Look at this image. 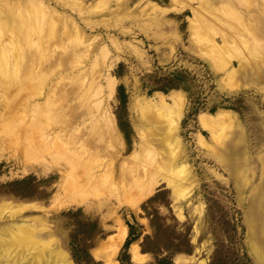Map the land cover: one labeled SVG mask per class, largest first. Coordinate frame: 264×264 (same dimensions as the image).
I'll use <instances>...</instances> for the list:
<instances>
[{"label": "rangeland", "instance_id": "obj_1", "mask_svg": "<svg viewBox=\"0 0 264 264\" xmlns=\"http://www.w3.org/2000/svg\"><path fill=\"white\" fill-rule=\"evenodd\" d=\"M3 1L8 2L0 0V11L12 12ZM41 1L48 10L43 21L37 15L32 20L35 13L25 6L28 13L18 15L24 21L13 23L15 34L0 26V58L7 59L0 62V203L36 206L12 217L7 210L1 214V226L21 223L30 228L24 231L30 237L21 234L27 249L2 252L0 264H74L66 247L74 226L65 216L68 210L79 211L78 219H95L104 232L89 249L99 264H120L125 219L135 221L141 235L152 234L145 211L154 210L163 233L188 238L187 253L169 255L173 264H255L245 206L264 180V0H77L75 6L70 0ZM72 22L78 31L69 33ZM171 74L181 78V87L147 93ZM119 84L126 96L121 109L115 95ZM175 94L183 96L180 110L171 98ZM218 110L229 111L233 120L212 133L200 127V113ZM74 116L71 128L55 126ZM95 126L99 133L92 135ZM66 128L82 132L80 141L68 145L70 153L57 142L53 160L26 164L13 150L16 135L32 133L41 149ZM233 134L242 177L226 166L224 151ZM28 176L34 180L12 183ZM262 194L258 202L264 203ZM140 240L128 245L130 262L154 264L151 254L140 252ZM133 251L143 254L141 261L132 262Z\"/></svg>", "mask_w": 264, "mask_h": 264}, {"label": "bare ground", "instance_id": "obj_2", "mask_svg": "<svg viewBox=\"0 0 264 264\" xmlns=\"http://www.w3.org/2000/svg\"><path fill=\"white\" fill-rule=\"evenodd\" d=\"M8 2H6V1H3V3H7V5H8V8H10V10L12 11V12H10V13H8L7 11V13L5 12V11H0V26L1 27H3L4 29H5V31H7V33L9 32V34H10V31H14V26H13V23H14V21L16 22L17 21V23L20 21H24V19L25 18H23V17H19L18 15H19V13H22L23 15L24 14H26V8H25V6H31V10H29L28 8V10L29 11H34V13H35V15L34 16H32V20L34 19V17H36V15H37V17H39V18H42L40 21H43V19H45V18H47V17H45V16H48L47 15V11L48 10H46V6L44 5V3L41 1V0H24L23 2L25 3V4H22L21 3V1L20 0H7ZM76 1L77 0H70L69 2L70 3H72L73 5H71V6H75L76 5ZM177 1V0H176ZM220 1V0H219ZM62 2V1H61ZM68 2V1H67ZM66 2V3H67ZM77 3H79V2H77ZM181 3V2H180ZM97 4L98 3H96V4H94V5H92V8H94V7H97ZM6 5V4H5ZM62 5V4H61ZM15 6V7H14ZM152 6V5H151ZM1 7V6H0ZM13 7V8H12ZM154 8H156L157 9V6H153ZM152 7V8H153ZM7 8V9H8ZM12 8V9H11ZM75 8V7H74ZM79 8V7H78ZM153 8V9H154ZM50 9V8H49ZM72 9V8H71ZM88 9V8H87ZM80 10V9H79ZM95 10H97V8L95 9ZM152 10V9H151ZM160 10V9H159ZM152 11H154V10H152ZM158 11V10H157ZM52 12V11H51ZM225 12V11H224ZM28 13V12H27ZM31 13H29V14H31ZM54 13V12H53ZM80 13L81 14H85V13H87V14H91V13H94V12H92V11H90V10H85V11H81L80 10ZM160 13V12H159ZM161 13H162V10H161ZM40 15V16H39ZM25 16V15H24ZM215 17V16H214ZM23 19V20H21V19ZM52 18V17H51ZM67 18V17H66ZM65 18V19H66ZM69 18V17H68ZM119 18H125V17H119ZM37 19V18H36ZM49 20V19H48ZM71 20V19H70ZM69 20V22L71 23V21ZM123 20V19H122ZM136 20V19H135ZM67 21V20H66ZM65 21V22H66ZM49 22L51 23H54V20L52 21V20H49ZM64 24V23H63ZM76 24V23H75ZM198 24H199V22H198ZM66 25V24H65ZM70 25V24H69ZM242 25V24H241ZM59 26V25H58ZM77 26V25H76ZM74 24H73V22H72V24H71V29L69 28V33L70 32H72V29L73 30H77L78 31V28L76 27ZM67 27V26H66ZM17 28V27H16ZM28 28V27H27ZM20 29V28H19ZM68 29V28H67ZM260 29V28H259ZM0 30H2V29H0ZM65 30V29H64ZM196 31V30H195ZM201 31V30H200ZM20 32V31H19ZM257 32H261V34H262V32L263 31H257ZM12 33V32H11ZM16 32L14 31V34H15ZM79 33V32H78ZM199 33V32H198ZM197 33V34H198ZM13 34V35H14ZM55 34V33H54ZM66 34V33H65ZM196 34V33H195ZM5 35V34H4ZM11 35V34H10ZM60 35V34H59ZM67 35V34H66ZM48 36H50V34L48 35ZM58 36V35H57ZM15 36H13V38H14ZM16 37H19V36H16ZM52 37V36H51ZM56 37V34H55V36L53 37V38H55ZM197 37V36H196ZM53 38H51V39H53ZM204 38V37H203ZM18 39V38H17ZM16 39V40H17ZM19 39H21V38H19ZM197 39V38H196ZM199 39V38H198ZM25 40V39H24ZM58 40V39H57ZM206 41V40H205ZM210 41V40H209ZM211 42V41H210ZM210 42H209V44H210ZM9 43V42H8ZM11 43V42H10ZM27 43V42H26ZM76 43V42H75ZM239 43V42H238ZM18 44V43H17ZM226 44V43H225ZM257 44V43H256ZM211 45H213L212 43H211ZM3 45H1V47H2ZM14 47H15V45H14ZM64 47V46H63ZM66 47V46H65ZM223 47V46H222ZM255 48V47H254ZM1 49V48H0ZM12 49V48H11ZM17 49V48H16ZM13 50V49H12ZM208 50V49H207ZM2 51V50H1ZM1 51H0V55H2V53H1ZM5 51V50H4ZM16 51V50H15ZM215 51H217V49L215 50ZM214 51V52H215ZM5 52H3V54H4ZM212 53V52H211ZM26 54V53H25ZM27 56V55H26ZM34 56V55H33ZM36 56V55H35ZM212 56V55H211ZM31 57V56H30ZM30 57H28V58H30ZM58 57V56H57ZM56 57V58H57ZM65 57V56H64ZM213 57V56H212ZM35 58V57H34ZM33 58V59H34ZM1 59V61L0 62H2L4 59H6L5 57L4 58H0ZM23 59H25V58H23ZM7 60V59H6ZM31 60V59H30ZM260 60V59H259ZM5 61V60H4ZM4 61H3V63H4ZM256 61V60H255ZM33 62V61H32ZM243 63V62H242ZM0 64H2V63H0ZM17 64V63H16ZM39 65H41V64H39ZM57 65V64H56ZM263 65V64H262ZM2 66V65H1ZM43 66V65H42ZM41 66V67H42ZM37 67H38V65H37ZM49 67V66H48ZM48 67H46L47 69H48ZM257 67V66H256ZM30 68V67H29ZM43 68H45L44 66H43ZM221 68V67H220ZM253 68V67H252ZM251 68V69H252ZM41 69V68H40ZM46 69V72L47 71H49V70H47ZM58 69V68H57ZM245 69V68H244ZM261 69V68H260ZM30 70V69H29ZM31 70H33V69H31ZM2 71V70H1ZM1 71H0V73H1ZM248 71V70H247ZM250 71V70H249ZM248 71V72H249ZM254 71H256V70H254ZM21 72V71H20ZM45 72V71H44ZM45 72V73H46ZM23 73V72H22ZM249 73H251V72H249ZM247 74V73H246ZM248 75H250V74H248ZM242 76V75H241ZM247 77V76H246ZM248 77H250V76H248ZM247 77V78H248ZM253 77V76H252ZM257 77V76H256ZM262 78H263V80H264V72L262 73V76H261ZM249 79V78H248ZM247 79V80H248ZM249 83H251L252 82V80H249L248 81ZM260 84V83H259ZM256 85V84H255ZM227 86V85H226ZM261 86V85H260ZM258 87V86H257ZM56 96H57V93H55V95H52V96H50V97H52L53 98V100H55L56 99ZM50 97H48V99L50 100ZM70 97L68 96V94L67 95H65V98H63V102L65 101H67L68 99H69ZM172 98V101H173V103H175V105L178 107V109L180 110V108H181V100L183 99V96H182V94H175L174 96H172L171 97ZM160 99V102H159V104L160 103H162V105L164 104L163 102H162V97H160L159 98ZM52 101V100H51ZM44 104H46V103H44ZM47 104H48V102H47ZM49 105V104H48ZM51 105H53V104H51ZM50 105V106H51ZM58 105V104H57ZM174 105V104H173ZM164 106H165V104H164ZM53 107V106H52ZM56 107V106H55ZM151 107V106H150ZM155 107V106H154ZM161 105H160V109H161ZM162 108H164V107H162ZM166 108V107H165ZM165 108H164V110H165ZM169 108V107H168ZM168 108H166V109H168ZM171 109H172V106L170 107ZM157 109V108H156ZM160 109H158V110H156V112L157 111H159V112H157L156 114H158V113H161L162 114V112H160V111H162V110H160ZM175 110V109H174ZM173 110V111H174ZM167 111V110H166ZM170 111V110H169ZM168 111V113H170ZM173 111H171V113L173 112ZM177 111V110H176ZM147 113V112H146ZM164 113V112H163ZM170 113V114H171ZM175 112H173V114H174ZM149 114H151V113H149ZM155 114V113H154ZM160 114V116H163V114L161 115ZM165 114H167L166 112H165ZM47 115V114H46ZM75 115V114H74ZM92 115V114H91ZM157 118H159V116H156ZM77 118V117H76ZM75 118V116H74V118H73V121L72 122H68V123H66L65 122V120L63 121V122H61L58 118H57V120H56V122L58 121V122H60L59 124L57 123L55 126H58L59 125V127H60V129H62L63 127L65 128L66 126L67 127H70L71 128V124H73V122L74 121H77V119ZM76 119V120H75ZM79 119V118H78ZM93 119V118H92ZM101 119V118H100ZM6 120V119H5ZM11 120V119H10ZM70 121L72 120V119H69ZM153 120L154 121H156L154 118H153ZM233 120V116H232V114L229 112V111H227V110H218V111H216L214 114H207V113H200L198 116H197V121H198V124L200 125V127H202L203 129H205V130H208V131H210L211 133L212 132H214V130L217 128V127H221V128H223V127H225V123H230L231 121ZM99 121V120H98ZM97 120L96 121H94L93 122V124L94 123H99ZM5 122V121H4ZM5 124H6V122H5ZM30 124V123H29ZM84 124V123H83ZM110 124V123H109ZM1 125V124H0ZM17 125V124H16ZM86 125V124H85ZM111 125V124H110ZM229 125V124H228ZM2 126V125H1ZM32 126V125H31ZM24 127V126H23ZM7 128V127H6ZM37 128V127H36ZM53 128H54V125H53ZM94 128V127H93ZM99 128L100 127H98V128H96V126H95V130L93 129V134L92 135H95V134H98L99 133ZM16 129H17V127H16ZM45 129V128H44ZM2 130V129H1ZM6 130V129H5ZM26 130V129H25ZM25 130H22V132L21 133H23ZM30 130V129H29ZM29 130H27V132L29 131ZM64 130V129H63ZM71 129H69L68 130V128H66L65 129V131H63V132H65L64 134H55L52 138H50L48 141H47V143L46 144H48V145H46L45 144V146L42 144L40 147H41V149H39V145L41 144V143H39V144H37V143H34V139H33V137L35 136H33V135H31L32 133H29L30 134V136L32 137V139H30L31 137L30 136H27V134L26 135H16L14 138H13V140L15 141L14 142V144H13V150L15 151V153L22 159V160H24L25 161V163L26 164H36L37 163V161L38 160H40V158H43V159H46V160H48V159H51V157H53L52 158V160L55 158V155H59L58 153L56 154V153H54V150H56V145H58L57 144V142L59 143L60 142V144H61V146H63L64 145V147H63V151H64V153H66L67 154V151H68V153H70L69 151L71 150L70 148L68 149V145L70 146V145H72L73 143H75V142H78V141H80L81 139H80V134L82 133V132H80V134L79 133H77V131H70ZM75 130V129H74ZM80 130V129H79ZM33 131V130H32ZM32 131H30V132H32ZM61 131V130H60ZM67 131V132H66ZM81 131V130H80ZM100 131H103V130H100ZM109 131V128L107 127V130L105 131L106 133H110V132H108ZM13 132H15V131H13ZM92 132V131H91ZM90 132V133H91ZM112 132V131H111ZM172 132H174V131H172ZM5 133V132H4ZM33 133H34V131H33ZM36 133V132H35ZM84 133V132H83ZM89 133V132H88ZM102 133H104V132H102ZM13 134V133H12ZM12 134H10V135H12ZM15 134H17V132H15ZM14 134V135H15ZM19 134V133H18ZM24 134V133H23ZM166 134H167V132H166ZM170 134V133H169ZM168 134V135H169ZM171 134H173V133H171ZM7 135V134H6ZM110 135H111V133H110ZM168 135H165L166 137L168 136ZM7 136H9V135H7ZM68 136V137H67ZM82 136V135H81ZM99 136V135H98ZM236 135H234L233 134V136H232V138L230 139V141H229V143H228V145L226 144V148H225V156H226V166H228V168H229V170H230V172L233 174V175H235L236 176V174H238L240 177H242V172L240 173V171H239V167H240V165H239V162H238V160H237V158H238V156L240 155L239 154V152H240V149H239V147L238 146H235V143L234 142H232V139L235 137ZM30 137V138H29ZM39 137V136H38ZM45 137V135L43 136V138ZM62 137H64L65 139L66 138H68V139H66L67 140V142H64L63 141V139L64 138H62ZM7 138V137H6ZM35 138V137H34ZM83 138V137H82ZM97 138H99V137H97ZM8 139V138H7ZM48 139V138H47ZM47 139H45L44 138V140H47ZM72 139V140H71ZM95 139V138H94ZM110 139H112L113 140V138L111 137ZM201 139V138H200ZM95 140H97V139H95ZM41 141V140H40ZM42 141H43V139H42ZM41 141V142H42ZM94 141V140H93ZM167 141V140H166ZM5 142V141H4ZM33 142V143H32ZM105 141H103V147H105L104 145H105V143H104ZM110 142V141H109ZM108 142V143H109ZM43 143V142H42ZM45 143V142H44ZM93 143V142H92ZM95 143V142H94ZM101 143V142H100ZM106 143H107V141H106ZM76 144V143H75ZM81 144H82V142H81ZM102 144V143H101ZM100 144V145H101ZM165 144H166V142H165ZM8 145H9V143H8ZM157 145H158V143H157ZM234 145V146H233ZM58 146H60V145H58ZM91 146V145H90ZM96 146V145H95ZM228 146V147H227ZM102 147V146H101ZM110 147H111V145H110ZM97 150H101L100 149V147L97 145ZM110 149V148H109ZM111 150V149H110ZM76 151V150H75ZM172 151V150H171ZM77 152V151H76ZM79 152V151H78ZM100 152V151H99ZM243 152V151H242ZM242 152H241V154H242ZM93 154V153H92ZM62 155V154H61ZM60 155V156H61ZM94 155V154H93ZM60 156H56V158H59ZM94 157H95V155H94ZM170 157V156H169ZM168 157V158H169ZM241 157V156H240ZM60 158H62V157H60ZM64 159H65V157H64ZM94 159V158H93ZM170 159V158H169ZM176 159H177V156H176ZM51 160V161H52ZM59 160V159H58ZM67 160V159H66ZM174 160V159H173ZM173 160H169V162H168V164L171 162L172 163V165H173ZM44 162V160H41L40 162ZM39 162V163H40ZM42 162V163H43ZM46 162V161H45ZM44 162V163H45ZM97 163V162H96ZM96 165V164H95ZM109 165L111 166L112 165V163H111V161H110V163H109ZM81 167V166H80ZM83 167V166H82ZM176 167V166H175ZM185 167L184 166H179V168L178 169H184ZM133 169V168H132ZM79 170H80V168H79ZM185 170V169H184ZM75 171V170H74ZM84 171V170H83ZM184 172H186V171H184ZM244 172V171H243ZM73 174V173H72ZM185 174H187V172L185 173ZM107 175V174H106ZM121 175V174H120ZM87 176V175H86ZM123 176V175H122ZM70 177V176H69ZM82 177V176H81ZM98 177V176H97ZM187 177V176H186ZM86 178V177H85ZM69 179V178H68ZM183 179V178H182ZM185 177H184V181H185ZM96 180V179H95ZM241 180V179H240ZM138 181V180H137ZM235 181H236V183L239 181H237V179H235ZM69 182V181H68ZM77 182V181H76ZM81 182V181H80ZM85 184V183H84ZM238 184V183H237ZM261 185H258V190L256 191L257 193H255V194H252V195H249L248 197H247V200H246V206H245V210H246V218L248 219V222H249V228H248V230H249V233H250V238L252 239V241L249 243L248 242V249H249V252H250V254H251V256L253 257V259H254V262H255V264H264V238L261 240L260 239V235L263 233L264 234V203H262V202H258L259 201V197L260 196H263V191H264V180H262V182L260 183ZM72 186V185H71ZM70 186V187H71ZM237 186V185H236ZM97 189V188H96ZM77 190V189H76ZM96 192V191H95ZM82 193V192H81ZM9 202H4V203H0V216H1V214L4 212V211H6L8 214H7V216L8 217H12V216H14L15 214H17V213H19L20 211H22V210H24V209H26L27 207H31V208H35L36 206L34 205V204H27V203H18V204H15V205H11V204H8ZM47 228V227H46ZM28 229H30L29 227H28ZM27 229V226H25V225H22L21 223H16V224H11V225H6V226H1L0 225V254L3 252H8V251H10V249H12L14 246H23V247H26V242H24L23 240H22V235L24 234V233H26V232H24V231H26V230H28ZM34 230V228H31V232H33V230ZM29 231V230H28ZM22 234V235H21ZM27 234V233H26ZM28 235V234H27ZM27 235L25 236V234H24V236L25 237H27ZM25 237H23V238H25ZM28 237H30V235H28ZM32 237V236H31ZM25 239H27V238H25ZM33 240V239H32ZM51 240V239H50ZM118 240H119V238H118ZM27 241H30L31 242V240L29 239V240H27ZM250 241V240H249ZM29 242V243H30ZM112 242V241H111ZM121 242V241H120ZM119 243V242H118ZM27 245H28V242H27ZM29 246V245H28ZM22 247V248H23ZM36 247V246H35ZM14 249V248H13ZM26 249H27V247H26ZM30 249V248H29ZM28 249V250H29ZM38 249H39V247H38ZM27 250V251H28ZM32 250V249H31ZM34 250V249H33ZM26 251V250H25ZM30 252V251H29ZM34 252V251H33ZM40 252H41V250H40ZM11 253V252H10ZM16 253H18V252H16ZM35 253V252H34ZM62 254H63V258H66V256H67V254L65 253V252H61ZM21 254V253H20ZM9 255V254H8ZM28 255H30V254H28ZM33 255V254H32ZM17 256H19L18 254H17ZM36 256V255H35ZM33 257H34V255H33ZM142 257H143V254H140L138 251H133L132 252V256H131V260H132V262H139V261H141V259H142ZM32 258V257H31ZM42 258H43V256H42ZM46 258V257H45ZM37 259V258H36ZM51 261V260H50ZM8 262V261H7ZM26 262V261H25ZM68 263H69V260L67 261ZM110 262V261H109ZM109 262H108V264H109ZM27 263H30L29 262V260H28V262ZM27 263H25V264H27ZM32 264V263H31Z\"/></svg>", "mask_w": 264, "mask_h": 264}, {"label": "trees", "instance_id": "obj_3", "mask_svg": "<svg viewBox=\"0 0 264 264\" xmlns=\"http://www.w3.org/2000/svg\"><path fill=\"white\" fill-rule=\"evenodd\" d=\"M183 80V77H182ZM161 81V80H160ZM161 84L147 89V93L152 91H161L167 92L170 89H176L181 87L180 83L181 78L178 75H172L168 81L160 82ZM184 88V86L182 85ZM116 98L118 100V107L123 108L126 102V96L123 92L122 85H117L116 87ZM190 98V95H187ZM194 107V106H193ZM195 108L191 112H195ZM117 126L120 129L123 138L127 140V129L125 122L122 119V113L119 111L116 113ZM26 179L34 180L32 176L25 177L21 180L13 181V184H21L26 182ZM153 198H150L146 203L152 201ZM145 204V203H143ZM141 208L144 209V205H141ZM67 218H72L70 222H74L72 231L67 237L66 247L69 253V256L74 264H99L98 261H94L89 254V249L93 247L95 240L102 239L104 237V232L98 227V223L95 219L83 218L78 219L79 211L77 210H68L65 213ZM145 216L147 217V222L150 228H152V234H142L137 228L139 225L133 222H129L125 219L124 223L126 226V237L121 248L118 251L116 260L120 264H132L127 252L128 245L141 237V240L138 242L139 250L141 253H149L155 258L154 264H173L170 260L169 255L173 253H180L189 251V241L185 233H176L175 237L172 238L164 232V227L160 223V216L155 213V210L151 213L145 211ZM72 224V223H71Z\"/></svg>", "mask_w": 264, "mask_h": 264}]
</instances>
